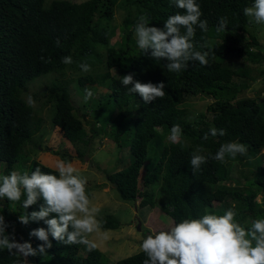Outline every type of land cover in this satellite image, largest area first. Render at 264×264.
<instances>
[{
  "label": "trees",
  "instance_id": "1",
  "mask_svg": "<svg viewBox=\"0 0 264 264\" xmlns=\"http://www.w3.org/2000/svg\"><path fill=\"white\" fill-rule=\"evenodd\" d=\"M253 2L197 0L208 31L197 28L193 43L195 50L209 53V63L189 62L175 74L164 68V61L153 60L150 52L144 54L138 48L134 31L141 15L149 18V27L163 29L168 17L183 12L171 0H0V176L14 170L31 174L37 167L58 175L57 169L37 159L48 131L42 121L51 120L49 125L59 128L70 144L44 151L65 162H85L98 138H111L119 147L121 141L127 142L132 164L108 174L107 181L123 201H139L140 209L158 208L174 224L206 212L223 215L233 206L235 219L246 228L252 220L264 218V98H239L244 87L236 82L245 79L249 87L250 81L264 80L262 41L255 34L254 21L243 14ZM118 9L124 12L120 26L114 23ZM221 17L229 23L226 31L218 33L215 28ZM115 37L120 38L119 44L112 43ZM65 56L72 57L71 65L61 62ZM81 63H87L90 71H82ZM250 65L261 67L251 70ZM253 71L257 76L251 75ZM127 74L141 83L163 82L165 96L145 104L121 84ZM72 84L83 98L85 89L93 92L87 103L83 99L75 105ZM98 91L102 96L96 100ZM29 96L34 105L28 104ZM197 97L213 99L206 112L194 110L190 101ZM105 111L110 115L108 130L98 120L101 114L105 118ZM173 125L182 129L178 143L169 139ZM212 127L226 134L213 137ZM166 136L168 142L163 144L161 138ZM229 141L245 144L248 154L235 159L226 156L223 162L210 157ZM152 146L158 149L157 161L148 167ZM198 148L203 149L198 154L209 158L194 174L190 159ZM245 160L250 174L235 172L231 162ZM24 198L17 203L0 198V215L11 225L7 233L14 229L19 242H30L35 248L41 242L30 238V231L47 225L43 221L24 225L19 216L38 211L43 201L24 210ZM99 223L104 230L122 226L113 216ZM49 239L52 247L47 255L28 257V264H108L98 247L89 252L83 244ZM145 258L139 252L117 264H143ZM14 259L6 250L0 251V264H14Z\"/></svg>",
  "mask_w": 264,
  "mask_h": 264
},
{
  "label": "clouds",
  "instance_id": "2",
  "mask_svg": "<svg viewBox=\"0 0 264 264\" xmlns=\"http://www.w3.org/2000/svg\"><path fill=\"white\" fill-rule=\"evenodd\" d=\"M171 3L183 12L168 17L163 29L149 27V18L145 15L139 17L134 29L138 48L144 54L150 52L153 60L164 61V68L169 73L180 74L189 62L207 66L209 53L195 50L193 43L197 28L202 32L208 31V21L201 19L200 5L197 0H171ZM243 14L256 24L264 25V0H254L250 7L243 9ZM228 23L227 17L219 18L216 32L226 31ZM56 46H61L59 38L56 39ZM61 62L71 65L73 59L65 56ZM79 66L84 72L90 71L87 63ZM121 84L127 93L139 95L145 104L165 96L163 82L141 83L134 79L133 74H127L121 77ZM92 96L93 92L85 89L84 102L87 103ZM28 104L34 105L31 96L28 97ZM210 134L215 137L226 133L223 129L212 127ZM181 135V127L173 125L170 141L180 142ZM204 139L207 140L208 136L205 135ZM202 151V148H198L191 156L194 174L209 158L198 154ZM247 154L245 144L229 141L210 157L223 162L226 156L235 159L238 155ZM59 159L56 165L58 175L42 172L37 167L31 174L14 170L0 176V198L17 203L24 196V210L37 204L38 200L43 201L38 211L20 215L19 222L28 225L30 222L43 221L47 225L46 228L30 231V238L41 242L34 248L30 242H19L14 229L11 234L7 233L11 225L0 215V251L6 250L14 257V264H28V257L47 255V250L52 247L49 236L65 245L83 244L89 252L98 247L89 236L100 231L101 225L96 219L100 209L92 206L86 192V178L70 162ZM236 215L234 206L223 215L206 212L199 218H185L167 230L147 235L140 243V251L146 257L143 264H264V218L252 220L246 228L235 219Z\"/></svg>",
  "mask_w": 264,
  "mask_h": 264
},
{
  "label": "rangeland",
  "instance_id": "3",
  "mask_svg": "<svg viewBox=\"0 0 264 264\" xmlns=\"http://www.w3.org/2000/svg\"><path fill=\"white\" fill-rule=\"evenodd\" d=\"M72 2H84L87 0H70ZM124 12L120 9L116 11L115 25L120 26L123 21ZM251 19V18H250ZM255 24V34L259 36L262 41L261 48L264 51V25ZM112 43L119 44L120 38L115 37L112 40ZM240 62H235V65H238ZM251 70L256 69L261 66H251ZM241 68V63H240ZM264 68V64L262 66ZM258 73L255 71L252 72V76H257ZM241 87H244L242 93L239 95V98H264V80L257 79L255 82L250 81L249 87L245 86V79H239L236 81ZM74 84L70 86L72 99L76 106L80 105L83 100V96L77 92L76 88L73 87ZM102 96L100 91L95 95V99L98 100ZM213 102V99L209 97H197L191 99L190 103L194 107V110L198 113L206 112L207 106ZM90 114L92 111L89 109ZM106 112V111H105ZM95 114H93V119ZM102 115L98 117L102 129L108 130L106 123L110 121V115L106 112L105 118H102ZM88 118V117H87ZM49 123H44L42 125L48 129L47 136L44 138L43 148L39 149V156L37 159L43 164L56 168L57 163L60 159L57 156H54L53 153L45 151L46 147L51 149H62L67 148V142L63 140V134L59 128H54L49 125ZM89 122H92V118H88ZM163 144L168 142V136L161 138ZM95 151L90 154V157L85 158V162L73 161L71 164L77 169V172L83 177L86 178V192L90 196L92 206L98 207L100 209L99 214L96 219H100L113 216L118 219L122 224L119 230H104L100 228L98 233H93L89 236V239L94 240L98 248L104 253L108 264H117L119 260L125 259L127 257L138 254L140 251V243L143 238L147 235L152 234L153 232H158L161 230H167L171 227L174 222L173 220L163 214L160 209H140L139 201L134 202H125L121 199L119 192L114 186H112L107 181V175L112 173H117L124 171L130 167L132 164V156L129 151V144L127 142L122 143L119 147L113 139L109 138H98L94 143ZM158 151L157 148L152 146L149 152L148 158V167L151 163H156L157 156L154 155V152ZM37 155V153H35ZM246 160L243 162H231L235 172H242L245 175L250 174L251 167L245 165ZM57 169V168H56ZM141 184H143L144 171L141 173ZM261 200V197L258 199ZM167 218V219H166ZM140 230H138V226Z\"/></svg>",
  "mask_w": 264,
  "mask_h": 264
},
{
  "label": "water",
  "instance_id": "4",
  "mask_svg": "<svg viewBox=\"0 0 264 264\" xmlns=\"http://www.w3.org/2000/svg\"><path fill=\"white\" fill-rule=\"evenodd\" d=\"M140 225H141V224H139V226H138V230H140V227H141Z\"/></svg>",
  "mask_w": 264,
  "mask_h": 264
}]
</instances>
